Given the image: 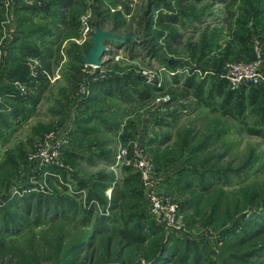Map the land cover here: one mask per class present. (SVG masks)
I'll return each instance as SVG.
<instances>
[{
    "label": "rangeland",
    "instance_id": "374dc122",
    "mask_svg": "<svg viewBox=\"0 0 264 264\" xmlns=\"http://www.w3.org/2000/svg\"><path fill=\"white\" fill-rule=\"evenodd\" d=\"M262 51L264 0H0V264H264Z\"/></svg>",
    "mask_w": 264,
    "mask_h": 264
},
{
    "label": "built area",
    "instance_id": "2783aa9c",
    "mask_svg": "<svg viewBox=\"0 0 264 264\" xmlns=\"http://www.w3.org/2000/svg\"><path fill=\"white\" fill-rule=\"evenodd\" d=\"M226 79L235 87L244 85H264V71L259 66V59L250 62H233L226 73ZM45 151L41 150L37 154L44 156ZM142 168V163L139 164ZM143 175H145L142 169ZM148 193V199L151 208L159 214H164L171 219L175 212V205L170 202H164L157 192L151 189ZM162 212V213H160Z\"/></svg>",
    "mask_w": 264,
    "mask_h": 264
},
{
    "label": "water",
    "instance_id": "95a60500",
    "mask_svg": "<svg viewBox=\"0 0 264 264\" xmlns=\"http://www.w3.org/2000/svg\"><path fill=\"white\" fill-rule=\"evenodd\" d=\"M96 55H98V56L100 55V53H98V50H95V51L89 53L87 59L89 61L94 60L93 57L96 56Z\"/></svg>",
    "mask_w": 264,
    "mask_h": 264
},
{
    "label": "crops",
    "instance_id": "0c3cea01",
    "mask_svg": "<svg viewBox=\"0 0 264 264\" xmlns=\"http://www.w3.org/2000/svg\"><path fill=\"white\" fill-rule=\"evenodd\" d=\"M259 66L264 69V51H262V55H260Z\"/></svg>",
    "mask_w": 264,
    "mask_h": 264
},
{
    "label": "trees",
    "instance_id": "16d2710c",
    "mask_svg": "<svg viewBox=\"0 0 264 264\" xmlns=\"http://www.w3.org/2000/svg\"><path fill=\"white\" fill-rule=\"evenodd\" d=\"M129 232H130V231H129L128 229H126V227H125V234L128 235V234H130ZM131 234H133V233H131ZM141 239H142V238H139V240H141ZM174 263H175V262H174ZM189 264H190V263H189Z\"/></svg>",
    "mask_w": 264,
    "mask_h": 264
}]
</instances>
